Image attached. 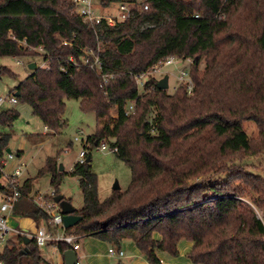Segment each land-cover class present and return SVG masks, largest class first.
<instances>
[{
	"label": "trees",
	"instance_id": "obj_1",
	"mask_svg": "<svg viewBox=\"0 0 264 264\" xmlns=\"http://www.w3.org/2000/svg\"><path fill=\"white\" fill-rule=\"evenodd\" d=\"M125 1L139 0L99 4L111 10ZM143 1L148 11L111 26L85 23L74 0H0V58L42 57L46 65L17 86L18 103L28 104L54 133L66 125V100L98 118L117 112L86 138L85 163L65 173L57 159H48L37 178L51 174L55 198L67 174L79 178L84 206L76 215L82 220L67 234L117 248L131 241L149 264H161L159 254L178 258L183 241L193 245L192 264H264V173L251 165L264 157V0ZM88 50L99 55L102 73L84 65ZM171 57L193 60V95L184 85L169 95L155 77L141 92L136 77ZM2 75L16 78L0 66ZM19 117L15 109L2 112L0 128ZM246 123L256 125V138ZM11 140L0 134L1 155ZM102 142L118 148L132 173L128 189L104 202L91 156ZM3 179L0 171L5 195ZM20 191L12 217L51 230L49 216L31 198L33 180ZM69 249L59 246L61 254ZM0 262L53 264L34 240L25 245L22 237L0 252Z\"/></svg>",
	"mask_w": 264,
	"mask_h": 264
},
{
	"label": "rangeland",
	"instance_id": "obj_2",
	"mask_svg": "<svg viewBox=\"0 0 264 264\" xmlns=\"http://www.w3.org/2000/svg\"><path fill=\"white\" fill-rule=\"evenodd\" d=\"M96 7L97 13L100 15H105V13L118 15L116 9L107 10L106 12L103 9H99L100 5L97 3ZM38 51L43 53L41 49H38ZM30 63H35L39 67H46L42 57L33 59L0 58V66L10 69L16 75V78L8 75L0 77V98L5 99V102L0 105V114L10 109H15L20 113L19 119L11 128H0V134L9 133L12 135L10 149L14 153L17 154L19 151H24L19 160L16 163H11L9 168L15 166L17 162L23 163L21 181L26 179L33 180L31 198L34 202L36 200L40 201L38 197L42 195L46 202L51 203L52 193L55 191L51 186V174L37 178L38 172L46 165L48 159H57L59 170L69 173L78 160L86 138L94 135L98 128L111 119L110 117L116 116L117 112L112 111L109 118H98L94 113L82 112L79 101L66 100V111L63 116L66 125L58 133L47 130L43 122L34 116L32 108L28 104H12L10 102V98L13 97L17 86L31 74ZM192 66L184 63L164 67L156 75V79L162 80L164 77H168V89L166 91L169 95H174L179 86L183 85L180 76L181 71H191ZM143 90L141 89L140 91L142 92ZM244 128L249 137L256 138L258 136L255 124L246 123ZM76 139L79 140L77 141ZM91 156L93 171L98 176L100 201L104 202L113 195L116 183L119 185V191L125 192L128 189L132 181V173L130 168L118 158L116 153L94 149L91 152ZM252 164L259 167L258 170L261 174L264 173V157L260 160L252 161ZM2 183L5 184L6 180L3 179ZM59 194L70 201L78 211L83 208L84 198L78 177L67 174L60 185ZM2 200L3 196L0 192V206ZM10 225L14 229H32L31 224L21 217H12ZM39 225H41V222ZM18 239L19 236L16 234L10 235L7 242L0 246V252H3L10 242L17 243ZM42 251L44 256L51 262H56L58 259L55 248H45Z\"/></svg>",
	"mask_w": 264,
	"mask_h": 264
},
{
	"label": "built area",
	"instance_id": "obj_3",
	"mask_svg": "<svg viewBox=\"0 0 264 264\" xmlns=\"http://www.w3.org/2000/svg\"><path fill=\"white\" fill-rule=\"evenodd\" d=\"M100 0H74L75 8L74 12L83 18L85 23L90 24H99L102 21H106L109 25L114 26L117 21H126L133 17L136 11L140 10L141 12H145L149 10V5L146 4L143 0H139L137 2L132 1H125L121 3H117L114 5L112 9H116L118 15H100L97 13L96 3L99 4ZM223 4L228 3L230 0H219ZM100 5V4H99ZM99 9H103L107 12V9L103 7H99ZM197 18L199 16H196ZM67 45V42L64 43ZM43 50V48H40ZM84 65L88 66L94 71L98 73H102V61L98 54L94 53L93 51H86L85 57L83 60ZM187 63L189 65H193L192 59H179L176 57L168 58L164 61H160L159 63L153 65L147 73H144L138 77H136V82L139 89H145L146 82L151 77H155L159 74L164 67H170L173 65H179ZM183 85L186 86L188 94L191 96L193 95L194 84L192 78L190 76V71L183 70L180 73ZM110 77L108 75H103V81L105 84L109 82ZM5 102V99L0 98V105ZM10 102L12 104H17V98L13 95L10 98ZM134 106L130 107V111H133ZM151 133H155V128L151 130ZM77 141L79 139H76ZM85 143V142H84ZM102 152H113L117 153V147H110L105 142H102L101 145L97 148ZM88 154V150L83 147L80 151L77 162L83 164L86 161V157ZM20 156L14 153H8L7 151L1 155L0 154V171L3 173L4 178L8 184L9 192L3 196L2 204L0 206V246L4 245L7 242V239L10 235L16 234L22 238H29L34 240L37 247L42 251L45 248L51 246L59 251V246L61 244H65L66 246L70 247V249L78 252L80 249V240L82 239L80 236L76 234H67L66 228L64 227L63 223V214L62 210L55 202V194L52 193V202H46L44 197L39 196L38 200L35 201V204L49 216V226H51V230L47 229L46 225L37 226L36 222L32 219L35 227H32L31 230L29 229H14L11 227L10 222L12 220V213L16 203L18 202L19 198L22 196L20 191L22 182V162H17L15 166L12 168L10 167L11 163H16ZM42 201V202H41ZM109 254L111 256L117 255L120 257L124 256L123 251L115 250L111 248L109 250ZM0 264H2L0 262ZM80 264V259L78 257V263Z\"/></svg>",
	"mask_w": 264,
	"mask_h": 264
},
{
	"label": "crops",
	"instance_id": "obj_4",
	"mask_svg": "<svg viewBox=\"0 0 264 264\" xmlns=\"http://www.w3.org/2000/svg\"><path fill=\"white\" fill-rule=\"evenodd\" d=\"M110 118L116 119L117 115L116 116L113 115ZM9 149H10V144H9ZM23 153L24 151L17 152L18 156H22ZM26 180H23L21 182L24 183ZM24 219L31 224V227H35L32 219L30 218H24ZM43 224H44L43 222H41V225H39V223H36L37 226L38 225L43 226ZM50 247L51 246L47 248L50 249ZM111 248H114L115 250L118 251H123L124 256L123 257L117 255L111 256L109 254V250ZM192 248L193 245L190 242L188 241L181 242L178 247L180 253L179 257L170 258L165 254H159L161 264H192L188 259V255L192 251ZM56 253L58 255V259L56 260V262H51L47 257L44 256V254L43 256L47 261L53 264H64L63 254H61L59 251H57ZM77 253L80 259V264H149L142 255L141 251L138 250L136 245L131 241H126L122 244L120 248H117L115 246H112L106 241L88 237L80 240V249Z\"/></svg>",
	"mask_w": 264,
	"mask_h": 264
},
{
	"label": "water",
	"instance_id": "obj_5",
	"mask_svg": "<svg viewBox=\"0 0 264 264\" xmlns=\"http://www.w3.org/2000/svg\"><path fill=\"white\" fill-rule=\"evenodd\" d=\"M29 69L31 71H35L37 69V65L35 63L29 64ZM158 88L159 90H167L168 89V77H164L162 80L158 82ZM16 96H19V93L15 94ZM8 153H11L12 151L10 149L7 150ZM90 158L87 160V162H90ZM114 191H119V185L116 183ZM55 202L59 204L62 214H63V223L64 227L66 229H71L75 227L81 220L82 217L76 215V209L71 204L70 201L66 200L62 195L57 196L55 198ZM32 240L29 238H24V244L28 245L30 244ZM63 259L64 264H77L78 263V253L72 249H69L63 253Z\"/></svg>",
	"mask_w": 264,
	"mask_h": 264
}]
</instances>
